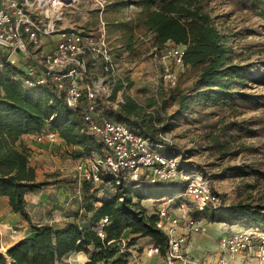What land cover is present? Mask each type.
<instances>
[{"label": "trees", "instance_id": "obj_1", "mask_svg": "<svg viewBox=\"0 0 264 264\" xmlns=\"http://www.w3.org/2000/svg\"><path fill=\"white\" fill-rule=\"evenodd\" d=\"M193 1L138 0L137 4L147 13L144 25L156 36L159 49L168 42L182 46L185 64L192 68L202 67L195 83L196 101L225 105L237 99L247 101L248 96L240 89L247 79L259 72L249 71L252 66L234 63L225 36ZM242 1L264 20V0ZM259 67L263 72L259 74L264 76V62ZM35 83V77L27 76L19 65L6 64L0 73V197H6L11 211L29 222L34 231L32 236L0 252V264H61L65 256L80 252L88 256L83 264H129L132 254L128 249L141 238L150 239L164 255L168 239L156 226L157 215L148 214L142 202L174 199L177 204L183 203L185 184L182 182L152 184L102 172L103 184L113 186L114 190L99 194V190H93L91 181H85L84 193L92 192L85 196L72 221L61 228L31 223L25 196L45 183L36 181L35 171L30 167V151L22 141L25 134H58L73 159L106 154L100 138L83 120L89 100L83 97L78 107L70 108L64 94L54 84ZM95 105L103 118L124 123L155 143L166 144L144 126L132 108L116 110L100 99ZM194 217L209 223L264 231V212L247 205L209 208L195 212ZM127 231L130 237L124 245Z\"/></svg>", "mask_w": 264, "mask_h": 264}, {"label": "rangeland", "instance_id": "obj_2", "mask_svg": "<svg viewBox=\"0 0 264 264\" xmlns=\"http://www.w3.org/2000/svg\"><path fill=\"white\" fill-rule=\"evenodd\" d=\"M137 1L106 0L102 15L96 10L92 0H80L77 8L66 11V20L73 27L96 32L101 16L106 24L105 32L111 54L118 64V73L127 83L124 88L120 83L121 79L117 78L118 83L113 89L108 105L116 110L123 107L132 108L150 132L167 138L173 145L175 155H178L187 167L199 170L208 177L220 197V208L242 204L264 212V76L259 74L263 73L259 65L264 62V20L251 11L247 7L248 3L242 0L193 1L194 6L207 13L225 36L234 63L252 66L249 71L259 72L247 79L245 86L240 89L248 96L247 101L237 99L227 105L205 103L196 101L198 91L195 90V83L201 66H187L183 71L173 67L177 74L174 87H170L163 80L162 70L156 66L153 59L160 47L156 36L145 27L147 13ZM171 44L168 42L163 48ZM23 142L30 151L29 162L33 168L31 165L38 163L34 158H39L37 155L43 153L39 151L41 148L32 145V142ZM46 144H54L48 147L46 152H50L53 158H57L66 166V169L62 170L68 171L69 175L62 179H70L71 187L79 192L82 204L85 196L92 191H83L85 179L78 170L79 160L71 158L67 148L61 152L56 143H41ZM94 155L95 158L98 157ZM42 160L43 164L46 161L52 162L48 157H43ZM86 168L90 171L91 166L86 165ZM57 171L63 172L60 169L42 171L39 175L35 172L36 181L44 182L45 185L29 192L27 197L33 194L42 200L40 194H45L52 182L46 176ZM59 172L58 175L61 174ZM93 190H99L98 193L102 194L112 192L114 188L108 184H94ZM6 200L0 199V242L3 238L5 248V239L15 241L30 237V234L34 233L29 222L21 216L18 217L20 220H11L13 212L8 199ZM155 202L143 201L148 214H156L161 207L160 203ZM181 204L190 210L194 209L188 199L177 205ZM27 211L31 212V223L36 225L39 221L37 215L31 209ZM199 221L204 231L191 234L183 249L189 264H217L221 253L217 245L219 239L226 233L246 230L237 225L236 229L229 231L220 223L208 225L206 219ZM44 225L58 228L52 224ZM127 240L124 238V245ZM150 246V239L141 238L128 250L133 251L131 254L138 258L144 257L146 261V251ZM158 261L154 257L150 259L149 264H159Z\"/></svg>", "mask_w": 264, "mask_h": 264}, {"label": "built area", "instance_id": "obj_3", "mask_svg": "<svg viewBox=\"0 0 264 264\" xmlns=\"http://www.w3.org/2000/svg\"><path fill=\"white\" fill-rule=\"evenodd\" d=\"M92 1L102 15L106 0ZM79 3L80 0H0V73L6 64L19 65L27 76L35 77V84H54L64 94L68 107H78L83 97L89 100L83 120L100 138L106 154L79 160L78 170L85 181L103 184L100 174L107 172L132 181L185 184L182 198L190 200L194 209L177 205L174 199L158 202L161 207L156 211V226L166 235L168 245L164 255L158 247L150 246L146 258L156 257L159 264H189L183 249L191 234L204 231L193 212L220 206V197L206 175L187 167L175 155L167 138L159 135L157 137L166 144L155 143L124 123L103 118L96 111L97 99L109 104L117 78L124 88L127 83L118 73L102 16L96 32L69 25L66 11L77 8ZM53 36L57 37L55 45L47 49L51 40L46 43L43 40L53 39ZM184 51V47L171 44L153 56L156 66L162 70L163 80L170 87L177 83L173 67L181 71L187 67ZM37 141L63 142L53 132L39 134ZM86 165L91 166L90 171ZM106 222L104 219L103 223ZM217 245L221 251L217 264H264V231L257 228L226 233ZM0 252H5L1 246Z\"/></svg>", "mask_w": 264, "mask_h": 264}, {"label": "crops", "instance_id": "obj_4", "mask_svg": "<svg viewBox=\"0 0 264 264\" xmlns=\"http://www.w3.org/2000/svg\"><path fill=\"white\" fill-rule=\"evenodd\" d=\"M57 39L56 36H53V39H44L43 41L49 42L47 45V49H51L55 45V40ZM53 40V41H52ZM39 134L37 132H29L25 134L22 137V141H29L32 142V145L39 146L41 148V151L43 155H37L39 158H34L36 161H38L37 164H32L31 166L35 169V172L37 175H39L42 171H56V169H60L61 171L66 169L65 165H62V162L58 160L57 158H53V155L48 151V147H52L54 144H46V145H41V143H38L36 141V137ZM58 144V148L61 149V152L66 148L65 143L59 142L56 143ZM63 149V150H62ZM43 157H48L49 160L54 163L46 161L45 164H43ZM35 161V160H34ZM63 169V170H62ZM59 171L56 173H52L47 175L46 177L49 179V181H52L49 186L48 190L45 192V194L41 195L40 194V199L35 195H29V198L26 195V205L27 209H31L33 213L37 215V221L38 226L44 225V224H52L55 227L61 228L65 226L66 223L70 222L73 220V214L74 212H77L80 209L81 206V199H80V194L78 191H76L74 188L71 187V183L69 182L70 179H62V177H66L69 175L68 171H63L59 172L61 173L58 175ZM38 177V176H37ZM79 179V178H78ZM41 181V179H39ZM59 187V188H58ZM0 199L6 200V197H0ZM7 201V200H6ZM34 201V202H33ZM149 201V200H148ZM35 203V204H33ZM143 203V202H142ZM147 209V208H146ZM31 212H29L30 214ZM150 214V213H149ZM13 216L11 220H20L19 215L13 213ZM31 216V215H30ZM2 217L0 216V223ZM41 222H46V223H41ZM212 224V223H207ZM225 227V229H228L229 231L232 229H236L237 225L229 226L224 223H220ZM30 234V233H29ZM1 235V231H0ZM30 234V236H32ZM130 237V232L127 231L125 233V239H128ZM22 239V238H21ZM20 240V238H19ZM19 240H10V239H5V242L7 244L6 248L3 246V238H2V244H0L3 248L4 251H6L7 248H10L13 246L17 241ZM0 242V243H1ZM130 252L133 253V251L129 250ZM62 264H83L88 260V256L85 253H71L67 256H65L63 259ZM150 259H147L146 261L144 260V257L138 258L136 255H132L129 264H149ZM98 264H105L104 262H99Z\"/></svg>", "mask_w": 264, "mask_h": 264}]
</instances>
